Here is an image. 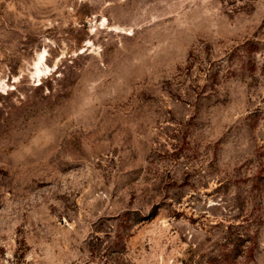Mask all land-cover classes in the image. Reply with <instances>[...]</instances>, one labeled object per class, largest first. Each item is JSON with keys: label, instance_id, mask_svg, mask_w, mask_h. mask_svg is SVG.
I'll list each match as a JSON object with an SVG mask.
<instances>
[{"label": "rangeland", "instance_id": "rangeland-1", "mask_svg": "<svg viewBox=\"0 0 264 264\" xmlns=\"http://www.w3.org/2000/svg\"><path fill=\"white\" fill-rule=\"evenodd\" d=\"M0 264H264V0H0Z\"/></svg>", "mask_w": 264, "mask_h": 264}]
</instances>
